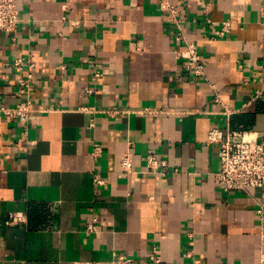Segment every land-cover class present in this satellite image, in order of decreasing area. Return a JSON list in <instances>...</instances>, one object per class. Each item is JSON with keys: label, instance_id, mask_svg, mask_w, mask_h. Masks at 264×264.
<instances>
[{"label": "crops", "instance_id": "crops-1", "mask_svg": "<svg viewBox=\"0 0 264 264\" xmlns=\"http://www.w3.org/2000/svg\"><path fill=\"white\" fill-rule=\"evenodd\" d=\"M18 7L17 30L0 31V107L31 100L32 112L26 123L0 113V264H257L264 187L217 183L207 139L228 125L264 131V0ZM187 42L203 75L178 55ZM149 154L168 164L151 171ZM12 212L24 220L9 223Z\"/></svg>", "mask_w": 264, "mask_h": 264}, {"label": "built area", "instance_id": "built-area-1", "mask_svg": "<svg viewBox=\"0 0 264 264\" xmlns=\"http://www.w3.org/2000/svg\"><path fill=\"white\" fill-rule=\"evenodd\" d=\"M19 0H0V31L15 32L20 22ZM170 8L172 14L176 13V7L164 5L163 8ZM174 17V15H173ZM174 19V18H173ZM225 29L231 25V20L225 21ZM229 30V28H227ZM223 34V31L221 32ZM180 37H178L179 39ZM186 49L178 52V55L185 57L187 68L195 75H203L205 60L194 42H187ZM19 64V62H17ZM31 76V75H30ZM29 76V77H30ZM212 87L215 88L214 85ZM264 94V89L258 91L256 97ZM31 100L19 103L15 107H0V113L12 118H18L21 123L29 120L32 112ZM207 142L217 145L219 148V168L214 172V179L227 190L248 191L253 188L264 187V131L258 132L251 129L215 127L208 133ZM100 149L96 145L95 152ZM121 167L124 171L132 170V158L129 154L123 155L120 159ZM147 164L151 171L157 172L162 166L168 163L166 160L158 158L155 154H149ZM95 183L101 185L103 179L95 176ZM258 213L263 217L264 203L259 202ZM96 218V217H95ZM24 220L21 212L10 213L9 223H19ZM99 227L95 221H89L86 225L88 232H96ZM150 259L160 262L158 246L152 248ZM118 264H136L132 257L120 255ZM73 264H97L94 261H76ZM257 264H264V255L261 256Z\"/></svg>", "mask_w": 264, "mask_h": 264}]
</instances>
